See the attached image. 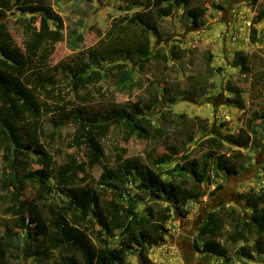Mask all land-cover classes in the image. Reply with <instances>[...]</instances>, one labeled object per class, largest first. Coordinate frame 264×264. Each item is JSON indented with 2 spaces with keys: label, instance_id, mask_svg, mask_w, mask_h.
<instances>
[{
  "label": "rangeland",
  "instance_id": "obj_1",
  "mask_svg": "<svg viewBox=\"0 0 264 264\" xmlns=\"http://www.w3.org/2000/svg\"><path fill=\"white\" fill-rule=\"evenodd\" d=\"M46 1L64 20L63 38L54 45H45V48H51L48 59L33 63L21 76L27 86H32L36 73L52 75L54 70H62L61 66L66 63H78L84 54L88 56L89 49L96 48L99 51L108 50L105 60L91 67V70L98 69L105 75L99 83L75 93L70 80H66L68 75L62 72L60 86L67 96L66 100H69V110L85 105L89 111L108 112L113 107L129 108L133 103L145 101L153 95L161 100L149 115L151 123L164 130V135L158 139L151 142L141 138L126 141L120 125L111 127L109 135L103 139L110 168L122 171L121 163L126 158H137L145 167L165 171L173 167L178 159L155 167L150 157L165 152L166 144H175L192 158H201L209 150L230 154L237 165V173H221L220 178H214L210 184L201 183L202 194L195 196L196 191L192 192L191 198L182 208L186 215H181L179 207L165 198L152 196L143 199V193L137 187L139 178H131L130 182L112 181L113 185L103 190L99 183L103 172L102 163L87 158L85 147L79 151L69 147L77 125L70 116H65L60 122L61 137L51 133L43 140L44 148L53 155L54 165L58 166L69 155L76 154L89 175L86 183L78 184L92 186L102 195L103 203L111 198L120 200V193H123V204L127 206L128 200L133 197L139 200V210L152 206L159 217L165 207H171L172 218L166 222L168 234L149 250V258L157 264H264V256L254 259L243 256L240 249L246 242L235 241L234 222L227 215V211L233 208L236 210V219H242L243 223L251 220L252 215L264 216V18L260 22L256 21L258 12L264 7V0H258L255 5L252 0H190V9L200 15L197 23L184 15L183 6L175 8L172 15L160 18L152 6L155 0ZM146 2L151 7L140 4ZM0 9H3L2 6ZM4 10L7 18L13 22L19 17H32L31 13H22L13 7H4ZM133 13L147 16L148 23H153L158 33L133 25L119 34L117 27H126V17ZM253 25L258 29L256 43L250 38ZM76 33L83 36V40L77 44L74 42ZM119 37L125 42L149 40L153 54L158 50L163 51L167 60L152 57L144 64L135 54L110 53V47L117 48ZM25 39V33L20 31L15 34L16 44L22 49ZM173 47L185 51V56L172 57L170 51ZM239 50L248 58L244 66L234 64L235 53ZM117 63H125L126 69L132 73V82L126 87L118 83L116 70L111 68ZM227 84L240 89L243 108L235 104V95L227 88ZM171 98L175 101H171ZM110 117V113L105 115L106 120ZM47 118L49 114H44V119ZM240 129L248 132V146L229 139L230 135L238 134ZM51 137L55 138L51 140ZM21 158L26 165V172L41 167L34 153L21 152ZM78 175L82 177L83 173L79 171ZM162 177L169 179L165 173ZM2 183L0 171V193ZM48 183L53 189L41 194L37 189L38 182L29 178L27 190L31 197L38 198L39 213L48 222L53 237L58 238L61 235L50 223L49 211L51 208L57 210L62 199L72 196H68L64 189L59 190L55 178H50ZM193 184V181H189L188 186L193 187ZM218 184L223 186L215 193L213 191ZM7 205L8 202L0 201V235L4 233L6 220H11L13 224V217L5 211ZM215 210L223 215L228 232L227 236L219 235L216 239L228 249L230 261L198 250L206 239L199 238V228L207 214ZM93 220L86 226L77 224L76 227L78 235L84 240L97 243V237L104 236V232L96 219ZM243 227L242 224V230ZM247 237V244L254 245L257 235L248 232ZM104 238L109 245L115 246L121 236L105 235ZM15 244L8 254L9 264H67L64 253L59 249L47 250L45 257L38 260V250L32 246L25 229L20 230V238L16 239ZM77 257L81 260L80 256ZM124 264L142 262L138 253H129Z\"/></svg>",
  "mask_w": 264,
  "mask_h": 264
},
{
  "label": "trees",
  "instance_id": "obj_2",
  "mask_svg": "<svg viewBox=\"0 0 264 264\" xmlns=\"http://www.w3.org/2000/svg\"><path fill=\"white\" fill-rule=\"evenodd\" d=\"M257 2L258 0H252L254 5ZM140 4L151 7L147 2ZM0 6L3 8L0 9V171L3 182L0 201L8 202L5 211L13 217V224L11 220H6L4 233L0 235V264H9L8 254L16 245V239L20 238L21 229L26 230L32 246L38 250V260L45 257L47 250L59 249L64 253L67 264H124L129 253H138L142 264H157L149 258V250L168 234L166 222L172 218V208L165 207L159 217L152 206L139 210V200L133 197L128 200L127 206L123 204V193H120V200L111 198L103 203L102 195L92 186L78 184L86 183L89 175L79 163L77 155L71 154L64 163L54 165L53 155L44 148L43 140L51 133H57L56 136L61 137L60 122L65 116H70L77 125L69 147H75L78 151L85 147L87 158L102 163L103 172L99 183L103 190L113 185L112 181L130 182L131 178H139L137 187L143 193V199L153 196L173 201L179 207L181 215H186L182 208L191 198L190 194L194 191L197 193L195 196L202 194L201 183L210 184L214 178H220L221 173L236 174V163L232 161L230 154L216 150L207 151L201 158H192L175 144H166L165 152L150 157V162L155 167H162L178 159L173 167L165 171L145 167L137 158H126L121 163L122 171L110 168L103 139L109 135L111 127L120 125L126 141L133 138L150 142L158 139L164 135V130L154 126L149 115L161 100L153 95L145 101L133 103L129 108L113 107L108 112L89 111L85 105L69 110V100H66L67 96L60 86L63 81L62 72L68 75L66 80H70L75 93L99 83L105 75L98 69L91 70V67L96 62L105 60L108 50L99 51L96 48L89 49L88 56L85 57L84 54L78 63H66L61 66L62 70L56 69L52 75L36 73L32 86H27L21 76L33 63L48 59L51 48H45V45H54L62 40L64 20L46 0H0ZM152 6L160 18L172 15L173 10L180 6L185 7L184 15L193 22L197 23L200 18V15L190 9V0H155ZM4 7L31 13L32 17H19L13 22L7 18ZM263 18L264 7L258 12L256 21L260 22ZM126 19V27H117L119 34L133 25L158 33L154 24H149L148 17L141 13H133ZM20 31L26 34L23 49L15 40V34ZM257 34L258 29L253 25L250 28L253 43L258 41ZM82 40L81 34H74L76 44ZM117 40V48L110 47V53L135 54L144 64L152 57L167 60L163 51L158 50L153 54L149 40L125 42L121 37ZM170 54L174 58H182L186 52L173 47ZM247 63V56L242 51H237L234 64L244 66ZM111 68L116 70L121 86L126 87L132 82V73L126 69L125 63H117ZM227 88L235 95V104L243 108L240 89L230 84H227ZM170 100L175 101L174 98ZM108 113L111 117L106 120L105 115ZM44 114H49V118L44 119ZM251 130L255 132L253 126ZM53 138L55 137H51V140ZM229 139L243 146H248L250 141L246 129H240L238 134L230 135ZM21 152L36 154L41 167L26 172ZM79 171L83 173L82 177H79ZM163 173L169 179H164ZM29 178L38 182L37 189L41 194L53 189L48 181L55 178L59 190L64 189L68 196H72L70 199H62L57 210L51 208L49 211V221L61 237H53L48 222L39 213L38 198L28 194ZM189 181L194 182L193 187L188 186ZM222 186L216 185L213 192L216 193ZM235 214L236 210L233 208L227 211L234 222L235 241L246 242L240 252L249 259L264 256V216L255 214L251 216V220L243 223L242 219H236ZM93 218L101 226L104 236H121L118 244L109 245L104 236L97 237V243L87 242L78 235L76 225L86 226L94 221ZM34 222L35 226L31 227L29 224ZM242 224L244 230L241 229ZM225 225L224 217L219 211L207 214L198 234L201 239L206 237L202 247L198 249L201 253L224 257L226 261H230L228 249L216 239L219 235H228ZM16 228L19 230H15ZM246 232L257 235L254 245L247 244L249 239Z\"/></svg>",
  "mask_w": 264,
  "mask_h": 264
},
{
  "label": "built area",
  "instance_id": "obj_3",
  "mask_svg": "<svg viewBox=\"0 0 264 264\" xmlns=\"http://www.w3.org/2000/svg\"><path fill=\"white\" fill-rule=\"evenodd\" d=\"M227 118L230 119L229 116H227ZM27 222H28V221H27ZM29 225H30L31 227H34V226H35V222H34V223H30Z\"/></svg>",
  "mask_w": 264,
  "mask_h": 264
},
{
  "label": "crops",
  "instance_id": "obj_4",
  "mask_svg": "<svg viewBox=\"0 0 264 264\" xmlns=\"http://www.w3.org/2000/svg\"><path fill=\"white\" fill-rule=\"evenodd\" d=\"M255 26V25H254Z\"/></svg>",
  "mask_w": 264,
  "mask_h": 264
}]
</instances>
